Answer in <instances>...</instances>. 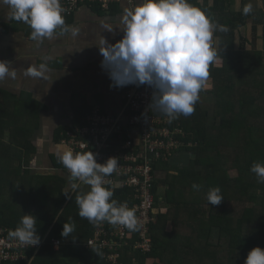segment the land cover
<instances>
[{
    "label": "trees",
    "instance_id": "obj_1",
    "mask_svg": "<svg viewBox=\"0 0 264 264\" xmlns=\"http://www.w3.org/2000/svg\"><path fill=\"white\" fill-rule=\"evenodd\" d=\"M249 19L254 20L255 37L257 25L262 26V48L249 50L250 42L240 38L238 49L220 66L209 64L211 88L202 86L199 94L213 99L214 106L209 111L197 101L194 112L180 118L186 138L196 145L183 148L177 155L179 161L171 159L155 166L159 176L153 187V250L143 255L123 248V264H148L149 260L152 264H244L250 249H264V183L250 171L254 163L264 165V13L259 10L244 15L241 11L223 23L225 34L234 37V31ZM25 125L21 132L29 135ZM55 168L62 170L64 166L56 160ZM231 171L236 175L231 176ZM22 173L21 217L34 215L39 237L47 240L30 264H62L64 248L79 264H101L100 252L83 247L92 236V226L78 214L77 192L65 196L64 180L58 177ZM48 179L55 182L57 196L52 184L47 189ZM194 184L200 186L199 190L193 188ZM213 188H219L223 197L215 206L206 199ZM118 194L123 197L115 201L122 203L125 193ZM163 207L164 214L160 212ZM21 217L17 225L0 217V225L15 229ZM63 224L74 226L69 237L61 236ZM51 239L66 244L61 243L55 251L49 244Z\"/></svg>",
    "mask_w": 264,
    "mask_h": 264
},
{
    "label": "crops",
    "instance_id": "obj_2",
    "mask_svg": "<svg viewBox=\"0 0 264 264\" xmlns=\"http://www.w3.org/2000/svg\"><path fill=\"white\" fill-rule=\"evenodd\" d=\"M136 2L138 0L134 4ZM188 2L199 8L213 25L210 46L217 53L211 62L213 65L220 66L238 49L242 29L250 28L253 38L248 41L251 46L253 39V42H262L259 39L261 25H257L256 37L253 35V19L235 30L234 37L225 34L223 22L249 3L251 13L259 10L264 13V0ZM134 4L115 5L107 12L96 6H81L72 16L64 18L67 31L58 27L51 36L40 40L32 38L28 24L11 18L7 5H0V61L9 62L15 71L14 77L0 81V217L9 219L10 223L17 225L21 217L23 171L34 177L63 179V190H68L71 196L69 179L63 169L55 168L63 151L57 135L60 137L61 132L72 125L82 124L93 107L113 113L121 106L118 96L121 87L112 86L107 73L100 67L99 48L103 49L104 39L113 44L121 38V17L125 8H132ZM40 64L47 68L43 77L26 74L28 68L38 69ZM210 85L207 78L203 88L208 90ZM208 99L206 94H199L198 102L202 106L201 103ZM23 124L30 130L29 135L21 132ZM180 159L175 156L172 160ZM25 186H29L27 182ZM78 189L80 194L89 190L83 185ZM78 189L74 193H79ZM161 209L162 214L166 213V208ZM63 250L66 253L62 264H79L67 255L69 250Z\"/></svg>",
    "mask_w": 264,
    "mask_h": 264
},
{
    "label": "clouds",
    "instance_id": "obj_3",
    "mask_svg": "<svg viewBox=\"0 0 264 264\" xmlns=\"http://www.w3.org/2000/svg\"><path fill=\"white\" fill-rule=\"evenodd\" d=\"M0 5L10 8L12 19L30 26L34 40L51 36L58 27L67 31L60 0H0ZM242 12L251 13L252 5L246 4ZM121 23V38L113 44L104 39L103 49L99 48L100 67L112 86L148 85L153 93H159L153 97L155 107L170 119L191 115L208 78L209 64L217 55L210 46V20L188 0H138L132 8H125ZM46 71V66L40 64L38 69L28 68L26 74L43 77ZM14 76L9 62L0 61V81ZM59 160L70 173L72 191L81 184L89 186L87 192L76 197L81 218L90 223L106 221L132 231L138 229L135 210L113 200V191L104 186V177L117 168L115 157L98 163L91 151L74 154L65 149ZM250 171L259 183H264V165L254 163ZM199 187L193 185L196 190ZM64 194L68 196L70 192L66 190ZM206 199L208 204L219 205L223 200L220 189H210ZM36 222L34 215L24 214L9 236L25 246L38 245ZM73 230V225L63 224L61 236L69 237ZM244 264H264V249H250Z\"/></svg>",
    "mask_w": 264,
    "mask_h": 264
},
{
    "label": "built area",
    "instance_id": "obj_4",
    "mask_svg": "<svg viewBox=\"0 0 264 264\" xmlns=\"http://www.w3.org/2000/svg\"><path fill=\"white\" fill-rule=\"evenodd\" d=\"M135 0H60L62 16H72L81 6H96L103 12L112 6L133 5ZM153 89L148 85H128L118 91L121 106L109 113L96 106L82 124L74 125L61 132L59 146L73 153L91 151L98 163L110 157L118 161L116 170L104 177V186L113 191V200L120 199L117 192L125 193L122 203L135 210L139 223L132 231L124 226L112 225L106 221L91 223L92 236L83 244L87 250L101 253V264H123L121 251L130 248L140 254L153 250L151 227L156 224L155 197L153 187L159 176L155 166L169 162L183 148L196 143L188 140V134L181 126L180 118L170 119L154 104ZM63 173L69 179L70 173L64 167ZM77 183H79L77 181ZM89 189V186L81 184ZM162 211V209H160ZM14 230L0 225V264L30 263L37 251L47 243L45 237L35 246H25L9 236ZM58 239L49 244L57 250ZM90 264H100L92 262Z\"/></svg>",
    "mask_w": 264,
    "mask_h": 264
},
{
    "label": "rangeland",
    "instance_id": "obj_5",
    "mask_svg": "<svg viewBox=\"0 0 264 264\" xmlns=\"http://www.w3.org/2000/svg\"><path fill=\"white\" fill-rule=\"evenodd\" d=\"M242 37H241V39L243 40V41H245V40H249V39H252L253 37H252V34H251V31H250V28L249 27H247L246 29H242ZM260 39V38H259ZM253 41H254V39H253ZM252 41V43H253V45L251 46H248L247 45V49H249V50H260L261 48H262V42L259 40V41H256V42H253ZM239 43H241V40H239ZM211 88V86L209 87V89ZM10 99H13L12 97H10ZM202 104V107L203 108H205V109H207V110H209V111H211V109H212V107L214 106V101H213V99L211 100V99H208V100H205L204 102H202L201 103ZM28 109L30 110V108L28 107ZM229 174L231 175V176H235L236 175V173H235V171H231V172H229ZM47 189L49 190L50 189V187L52 186L53 187V191H54V196H57L58 195V193H59V191L57 190L58 188L57 187H54L55 185V182L54 181H52L51 179H48V181H47ZM50 184H52L51 186H50ZM79 190V193L77 192H75L76 194H75V196L77 197V195H80V189H78ZM51 193H52V191H51ZM74 194V191L71 193V196ZM62 195V194H61ZM70 198V197H69ZM69 198L66 200V203L64 204V206L67 204V202H68V200H69ZM235 211H237L236 209H234V212Z\"/></svg>",
    "mask_w": 264,
    "mask_h": 264
},
{
    "label": "water",
    "instance_id": "obj_6",
    "mask_svg": "<svg viewBox=\"0 0 264 264\" xmlns=\"http://www.w3.org/2000/svg\"><path fill=\"white\" fill-rule=\"evenodd\" d=\"M56 221V220H55Z\"/></svg>",
    "mask_w": 264,
    "mask_h": 264
}]
</instances>
